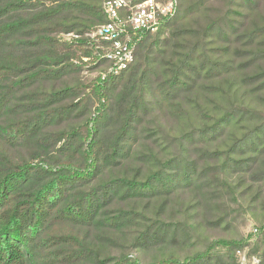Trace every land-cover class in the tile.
I'll return each instance as SVG.
<instances>
[{
    "label": "trees",
    "instance_id": "obj_1",
    "mask_svg": "<svg viewBox=\"0 0 264 264\" xmlns=\"http://www.w3.org/2000/svg\"><path fill=\"white\" fill-rule=\"evenodd\" d=\"M105 23L0 0V264H264V0H178L85 82Z\"/></svg>",
    "mask_w": 264,
    "mask_h": 264
},
{
    "label": "built area",
    "instance_id": "obj_2",
    "mask_svg": "<svg viewBox=\"0 0 264 264\" xmlns=\"http://www.w3.org/2000/svg\"><path fill=\"white\" fill-rule=\"evenodd\" d=\"M100 1L106 23L85 36L92 50V59L108 63L107 68L98 73L104 80L108 76L119 75L133 64L138 44L145 36L158 32L175 16L178 0ZM77 38L79 36L73 33L61 35V40L65 42ZM88 71H92L91 67ZM236 255L241 263L246 262L245 252L238 251Z\"/></svg>",
    "mask_w": 264,
    "mask_h": 264
},
{
    "label": "rangeland",
    "instance_id": "obj_3",
    "mask_svg": "<svg viewBox=\"0 0 264 264\" xmlns=\"http://www.w3.org/2000/svg\"><path fill=\"white\" fill-rule=\"evenodd\" d=\"M90 66H91L90 63H88L82 69L81 77L83 78V80L85 82H88L90 80L95 79L98 76V73L100 72V71L99 72L88 71V68ZM253 230H254V223H253L252 220H248L244 225H242L240 227V231L239 232H240L241 236L243 237V239H246V238H248V236L253 234V232H254ZM253 240H254V237H252V239L249 240V242H253ZM244 252L246 253V250H244ZM257 263H258V260L256 258H251V259H247L246 258V262L245 263H241L240 260H239V264H257Z\"/></svg>",
    "mask_w": 264,
    "mask_h": 264
}]
</instances>
